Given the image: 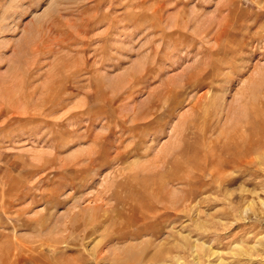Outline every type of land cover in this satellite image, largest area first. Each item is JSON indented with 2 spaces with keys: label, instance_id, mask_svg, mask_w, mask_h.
<instances>
[{
  "label": "rangeland",
  "instance_id": "1",
  "mask_svg": "<svg viewBox=\"0 0 264 264\" xmlns=\"http://www.w3.org/2000/svg\"><path fill=\"white\" fill-rule=\"evenodd\" d=\"M0 264H264V0H0Z\"/></svg>",
  "mask_w": 264,
  "mask_h": 264
},
{
  "label": "bare ground",
  "instance_id": "2",
  "mask_svg": "<svg viewBox=\"0 0 264 264\" xmlns=\"http://www.w3.org/2000/svg\"><path fill=\"white\" fill-rule=\"evenodd\" d=\"M136 122V121H135Z\"/></svg>",
  "mask_w": 264,
  "mask_h": 264
}]
</instances>
